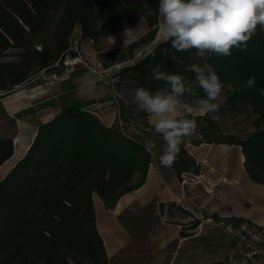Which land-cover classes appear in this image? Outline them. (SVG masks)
<instances>
[{"label":"trees","instance_id":"trees-1","mask_svg":"<svg viewBox=\"0 0 264 264\" xmlns=\"http://www.w3.org/2000/svg\"><path fill=\"white\" fill-rule=\"evenodd\" d=\"M157 4L158 0H0V93L9 94L48 70L68 48L77 25L83 39H93L131 29L142 20L149 29L142 38L103 54L111 61L133 58V50L155 36ZM195 58L194 49L177 52L170 42H162L126 66L115 86L121 91L126 82L131 89L155 91L164 82L155 80L153 72H174L189 79L202 97L194 73L188 70ZM204 62L231 87L216 115L244 107L255 116L253 131L239 145L249 177L264 184V96L260 95L264 30L258 26L243 50L233 48L227 57L212 54ZM252 76L254 88L236 91ZM118 104L119 119L110 127L83 110L88 103L66 106L38 125L24 156L0 180V264H108L95 226L93 194L112 207L122 194L143 184L152 161L144 146L150 139L145 133L147 114L137 110L142 119L134 125L143 133L130 136L123 124L136 106L132 101L125 105L123 99ZM185 115L197 121L196 132L202 137L216 128L208 115ZM13 136L0 138V166L13 155ZM189 142L232 143L210 137L185 141L172 166L178 174L198 172L184 149Z\"/></svg>","mask_w":264,"mask_h":264},{"label":"crops","instance_id":"crops-1","mask_svg":"<svg viewBox=\"0 0 264 264\" xmlns=\"http://www.w3.org/2000/svg\"><path fill=\"white\" fill-rule=\"evenodd\" d=\"M148 31L146 26L141 33L133 30L132 37L126 41L124 30L105 37H95L90 42V39H82L81 30L75 27L69 43L80 39L86 59L103 60L107 66H112L121 61L117 58L111 61L110 57H103V54L126 47ZM111 38H114V43ZM134 56L121 63L138 62ZM53 71L61 73L60 69H44L13 92L0 93V107L9 116L32 108L38 101L36 98H45L54 90V86L57 88L49 76ZM68 78L72 98L83 104L88 103L84 107L86 111L95 115L105 126H112L119 118V104L111 95L108 80L97 82L80 67H76ZM46 82H50L46 91L38 93ZM35 93L37 95L33 97ZM60 93L63 95L62 91ZM60 93L51 97L55 98ZM59 101H56L55 106L43 109L42 115L45 118L41 116L42 120L37 122L33 130L28 127L34 125V122H25L23 131L27 137L14 138L13 155L0 169L15 156L18 143L29 140V144L0 173V180L24 156L38 125L55 116L54 112L61 107L59 105L62 102L59 104ZM134 108L132 110L135 113L124 125L142 119L136 115L137 109ZM184 114L200 115L199 112ZM146 121L153 125L148 114ZM158 137L161 140L159 148L162 149L163 141ZM238 146L233 142L186 143L184 149L193 162V168L197 169V174L189 170L178 174L172 167H161L159 157L162 151L156 148L154 153L151 151L152 161L141 186L122 194L110 208L97 194H93L95 226L102 239L108 264H216L230 252L232 245L230 234L219 228L216 221L223 219L264 228V184L251 180L244 165L242 148ZM204 161L206 164H203ZM183 173L186 177H182ZM197 185L200 189H196ZM207 238L211 241H207Z\"/></svg>","mask_w":264,"mask_h":264},{"label":"clouds","instance_id":"clouds-1","mask_svg":"<svg viewBox=\"0 0 264 264\" xmlns=\"http://www.w3.org/2000/svg\"><path fill=\"white\" fill-rule=\"evenodd\" d=\"M157 9L158 38L170 42L177 52L194 49L195 55L205 60L212 54L231 56L233 48L243 50L258 26L264 30V0H158ZM132 32L125 29V41L132 37ZM111 39L114 43V38ZM188 70L194 73L202 97L193 91L189 79L165 71L153 72L155 80L164 82L155 91L145 87L131 90L132 103L151 117L155 133L162 138L161 167L174 165L185 138L197 130V121L188 118L185 112H199L213 121L218 118L216 113L221 107L219 99L224 87L220 77L207 62L192 63ZM254 86L252 76L236 91ZM260 95L264 96V89ZM144 146L151 152V141Z\"/></svg>","mask_w":264,"mask_h":264},{"label":"rangeland","instance_id":"rangeland-1","mask_svg":"<svg viewBox=\"0 0 264 264\" xmlns=\"http://www.w3.org/2000/svg\"><path fill=\"white\" fill-rule=\"evenodd\" d=\"M159 22H160V18H159ZM145 26H146L145 23L141 20V21H138L134 25V28H131V29H133L135 31H139L141 33V32H143V28H145ZM76 30H78V31L81 30L80 25L76 26ZM157 31H158V26L155 29V33ZM103 37H105V36H103ZM93 38H95V37H93ZM85 40H88V39L86 38ZM162 42H165V41L163 40ZM149 43H150V41L146 42L141 47L133 50V55H135L134 56L135 59L137 57L138 58L137 60L139 61L141 58L144 57L145 54L148 53L147 45ZM115 58H117V57H115ZM101 61L103 62V60H101ZM194 61H195V63L202 64L204 62V58H200V57L196 56ZM136 62L137 61H135V62L134 61H132V62L127 61L125 63L118 62L117 64H120V68H113L112 69V76L116 77V79H115L116 81H119L121 79L120 72L126 67L125 65H127L128 63L134 64ZM103 64L106 65L104 62H103ZM113 64L115 65V63H113ZM76 67H80L85 71V69L81 65L75 66L74 70L76 69ZM71 73L69 74V76L71 75ZM67 76L68 75H63L62 76L63 79L60 80L59 82H56L58 80H56V81L52 80L53 82H51V83L53 85H56L57 88H55V86H54V90L49 92V94L47 95L48 97L45 96V98H43L44 97L43 96L42 98H36V100H38V101H36V103L34 104V106L32 108L25 109V110L18 112L12 116H9L0 107V138L1 137H12L13 135H14L13 140L16 136L19 139H20V136H23V138H24V136L26 135V133L23 131V127H24L25 122H27V123L28 122L31 123V121L34 122V123H32V124H34V125H32L33 128H31L32 126L28 125L29 126L28 129L33 130L36 127L37 122L41 121L42 118H45V116L42 115V113H44L43 109H45L48 106H52V107L55 106L57 104V102H56L57 100H60L59 104H60V102H62V103H61V105H59L61 107L54 112L55 116L58 115V113H60V111L66 106H68V107L69 106L79 107L80 105H82L83 103L78 102L76 99L72 98V96H71L72 92L71 91L69 92V90L71 89L70 79L68 78L69 76L68 77ZM93 78L97 82H99V81L104 82V79L106 81L108 80V82L110 81L109 78H102L100 80L95 78V77H93ZM122 83H123V86H122L121 91H119L118 90L119 88L117 89L116 86L114 85L115 94L119 93V95H120L119 100L123 99L124 103L126 105V104L131 103V101H132V91H131L132 89L130 88V85H129L130 83H126V82H122ZM116 90L118 91L117 93H116ZM61 91H62L63 95H61V93H60ZM110 91H111V95H113L111 84H110ZM229 91H231V87L229 85H224L222 95L219 99L220 105L225 101V99L227 97V93ZM56 93H60V94L55 98L51 97V95H56ZM35 95H37V94H35ZM33 97H35V96H33ZM117 100H118V98H117ZM118 101H117V103H118ZM84 109L85 108H83V110ZM36 111L38 113H35ZM85 111H86V109H85ZM190 113H197V112H190ZM34 115H39V116H35L36 117L35 118V117H33ZM41 116H42V118H41ZM216 116L218 118L215 121H213L215 123L216 128H214L213 130H211L209 128L210 130H208V132L206 134L207 136L202 137L197 132H195L190 137H186L185 140H197V139L205 140L206 138L210 137V138L223 139L224 141H232L233 143L239 144L240 141H244L247 138V136L253 131V120H254L255 116L251 113L250 109H248V108L240 107V109H236V110H225ZM54 117H52V118H54ZM11 118H14L15 121L12 122ZM124 132L126 134H128L130 136H134V137H137L138 134H140L139 132L143 133V131H140V130L138 132V130H136V128H135V125L131 122H128L127 124L124 125ZM35 133H36V131H35ZM145 133L148 134V137L150 138L149 141H151V143L153 145L151 151H153V153L157 149L159 151H162L163 147H162V149H160L159 148L160 145L158 144L161 142V140L158 137L159 135L155 133L154 127L152 124H149V128L146 130ZM26 137L27 136H25V138ZM142 140L144 141V140H148V139H142ZM28 144H29V140L24 141V143H20V144L18 143V147H17V151L15 153V156L10 161L6 162V164H4V166L0 169V173H2L7 167H9L12 164L14 159L17 158L27 148ZM198 185H197L196 189L199 188ZM192 216H194L193 213H192ZM197 217L200 219V216L197 215ZM191 220L194 221L196 219L191 218ZM221 234H223V233H221ZM202 240H204V239L202 238ZM206 240L211 241V239H208V238Z\"/></svg>","mask_w":264,"mask_h":264},{"label":"built area","instance_id":"built-area-1","mask_svg":"<svg viewBox=\"0 0 264 264\" xmlns=\"http://www.w3.org/2000/svg\"><path fill=\"white\" fill-rule=\"evenodd\" d=\"M93 40L90 39V42ZM163 40L158 38V31L152 41L147 45L148 52L162 43ZM146 49V48H145ZM81 65L87 74L97 79L109 78L112 88V96L117 100L118 95L115 94V78L112 76L113 68H120V64L106 66L101 60H88L84 57L82 41L74 39L68 44V48L62 53L59 59L51 65L50 69H60L61 73L55 71L49 73L51 81L62 80L63 75H68L74 71V67ZM44 70V69H43ZM52 81V82H53ZM50 82L44 84V88L38 93H44ZM119 119V118H118ZM119 124L121 122L119 120ZM239 149L242 147L239 145ZM203 164H206L204 161ZM182 177H186L183 173ZM216 225L228 232L231 236L230 252L216 264H264V228L257 227L249 223H236L227 220H219Z\"/></svg>","mask_w":264,"mask_h":264},{"label":"bare ground","instance_id":"bare-ground-1","mask_svg":"<svg viewBox=\"0 0 264 264\" xmlns=\"http://www.w3.org/2000/svg\"><path fill=\"white\" fill-rule=\"evenodd\" d=\"M36 94V93H35ZM34 96H36V95H34Z\"/></svg>","mask_w":264,"mask_h":264}]
</instances>
